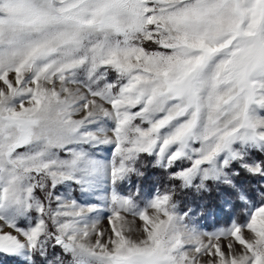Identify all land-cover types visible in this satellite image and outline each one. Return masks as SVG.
Listing matches in <instances>:
<instances>
[{
    "label": "snow or ice",
    "instance_id": "1",
    "mask_svg": "<svg viewBox=\"0 0 264 264\" xmlns=\"http://www.w3.org/2000/svg\"><path fill=\"white\" fill-rule=\"evenodd\" d=\"M259 109L264 0H0V252L54 240L70 264H264V200L208 234L174 193L137 209L115 188L140 154L188 163L171 174L184 187L218 179L235 143H264ZM107 144L110 163L92 151ZM105 177L103 204L58 194Z\"/></svg>",
    "mask_w": 264,
    "mask_h": 264
},
{
    "label": "rangeland",
    "instance_id": "2",
    "mask_svg": "<svg viewBox=\"0 0 264 264\" xmlns=\"http://www.w3.org/2000/svg\"><path fill=\"white\" fill-rule=\"evenodd\" d=\"M114 78V75L113 77ZM259 115L261 117H264V109H259ZM146 126V125H145ZM87 147V146H85ZM234 149H238L241 153V156L232 159L230 156L229 158V164L227 166L222 165V161L225 159L226 153L221 154L219 157V164L218 166L221 167V175L219 176V180H233V173H234V168H236V165L238 163L242 165H264V143H248L247 145H243L240 142H237L233 145ZM114 145L107 144V145H101L97 148L92 149L94 155L98 157L100 160L105 161L106 163H110L113 159L114 156ZM149 155V154H146ZM140 156V155H139ZM138 156V157H139ZM152 157V161L154 164H157L158 166L166 169L169 171L170 175L172 173L177 172L181 167H187L188 163L185 162H176L174 165L175 170L173 171L171 169L172 166H167L166 159H161L159 158L156 154L150 155ZM137 157V158H138ZM136 158V159H137ZM135 159V160H136ZM135 160L130 161L129 165L131 167V171L127 172V174L119 180L117 183H119L121 188L124 189L126 187V191L120 189L115 185L116 190L122 195V196H127L130 197L137 209H143L145 208L158 194H163L164 190H159L157 189L153 184L152 186H149L148 188L144 187L143 184L137 183L134 186L135 195L131 196L128 194V192L131 189V183H130V173L132 171H135L137 175H141L142 173V167L139 169L135 170ZM160 160L158 163L157 161ZM238 160L239 162H236ZM264 175V174H263ZM152 175H150L151 177ZM209 179H215L216 178H208L205 180H201L200 177H198L194 183L202 185L206 180ZM180 184H182L180 180ZM264 184V180H263ZM113 189V185L111 183L110 177H105L102 179V181L99 183L98 187L92 189V190H82V187L80 185H76L73 183H67V184H62L59 189H58V194L59 195H65V196H71L75 200H77L81 205H88V204H103L105 202V195L107 193H110L111 190ZM127 192V194H126ZM173 201L176 206V211L180 213L181 215L187 213L186 217V222L195 229L198 232L201 233H216L220 230L229 228L231 225H233L234 222H231L227 226L223 225H217L212 227L209 223L201 222L198 221L197 214L195 211V208H193L192 211L188 212H182L179 210V203L176 202L175 198H173ZM254 205H251L249 209H251ZM247 210V212H248ZM152 210H150L151 212ZM101 217V224L99 227L104 230L105 232L108 231L109 225H108V220L107 217L111 214L110 211L107 208H104L102 211L98 213ZM32 223H35V218H36V213H30ZM128 219L130 222V227L133 228V235L134 236H139L140 235V229L142 228V222L138 219L133 217L132 215H128ZM29 225V219L28 217H24L19 219L18 221V226L22 228H27ZM1 253L8 254L6 252H0V264H70V261L72 257L67 254L64 249L55 243L54 240L48 241V243L44 246L43 249H37L35 251L32 250H27L23 251L17 254H8L9 256L1 255ZM34 253H36L38 257V263H35L33 261V256ZM208 257H202L201 258V264H207Z\"/></svg>",
    "mask_w": 264,
    "mask_h": 264
},
{
    "label": "trees",
    "instance_id": "3",
    "mask_svg": "<svg viewBox=\"0 0 264 264\" xmlns=\"http://www.w3.org/2000/svg\"><path fill=\"white\" fill-rule=\"evenodd\" d=\"M140 167L143 170L141 175L135 171L130 173L129 195H135L134 186L137 183L146 188L153 184L159 190L174 193L173 198L179 203V210L188 212L195 208L196 219L212 227L243 221L248 208L264 200V175L254 174L240 163L232 169L234 173L231 181L209 179L202 185L194 183L191 187L182 186L180 180L172 178L168 170L154 164L150 155L140 154L135 160V170ZM171 169L174 171L176 168L172 166ZM116 186L121 185L116 183ZM119 188L126 191V187ZM3 255L9 256L5 253ZM33 257V261L38 263L36 253Z\"/></svg>",
    "mask_w": 264,
    "mask_h": 264
}]
</instances>
